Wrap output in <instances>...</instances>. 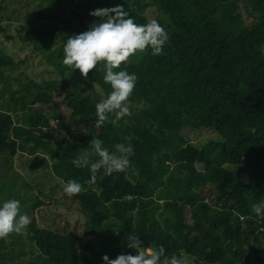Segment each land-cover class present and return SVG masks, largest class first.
<instances>
[{
    "label": "trees",
    "instance_id": "16d2710c",
    "mask_svg": "<svg viewBox=\"0 0 264 264\" xmlns=\"http://www.w3.org/2000/svg\"><path fill=\"white\" fill-rule=\"evenodd\" d=\"M116 6L138 24L156 19L169 40L163 54L153 56L149 48L114 69L137 76L131 115L95 128V105L111 92L103 65L85 79L62 63L63 48L99 20L90 12ZM38 17L16 26L17 34L59 78L26 76L16 88L8 79L23 62L0 47V156L39 154L50 162L63 196L85 215L89 237L40 227L38 201L24 212L31 224L23 239L29 253L37 252L32 264H104V255H136L129 236L162 245L168 257L183 251L194 264H264V217L251 211L264 200V0H40ZM8 26H0V34ZM55 97L63 98L68 122ZM49 104L55 117L45 112ZM16 124L32 130L27 141ZM73 133L78 137L68 140ZM94 136L110 151L131 136L133 154L127 171L101 172L90 185L89 168H76L72 160L91 152ZM68 180L84 190L68 196ZM129 194L135 199L122 202ZM0 245V264H20L2 259Z\"/></svg>",
    "mask_w": 264,
    "mask_h": 264
},
{
    "label": "clouds",
    "instance_id": "9594fccd",
    "mask_svg": "<svg viewBox=\"0 0 264 264\" xmlns=\"http://www.w3.org/2000/svg\"><path fill=\"white\" fill-rule=\"evenodd\" d=\"M90 15L99 20L91 24L87 31L67 39L63 48L62 63L79 70L85 79L98 64L103 65V79L110 85L111 92L95 105V128H100L105 123L116 126L122 118L131 115L129 100L137 76L114 69H119L130 57L149 48L153 56L163 54L169 35L156 19L145 24L136 23L122 6L97 9L90 12ZM110 114L114 115V118H110ZM131 140V136L126 137V143H117L114 150L110 151L104 147L101 139L94 136L89 146L91 152L84 151L72 160V164L76 168H89L91 178L86 183L90 185L96 183L97 175L101 172L103 176L125 172L130 167V156L133 154ZM92 155L98 159L91 160ZM83 190V185L76 180H68L63 188L68 196L78 195ZM134 199L135 197L129 194L122 198V202H131ZM251 211L256 216L264 217V200L252 204ZM30 224L29 215L21 214L19 200L7 199L0 206V239H6L11 234H24ZM128 247L134 249L137 254H121L115 259L104 255V264H190L187 254L183 251L180 255L173 254L168 257L162 245L142 247L138 236H129Z\"/></svg>",
    "mask_w": 264,
    "mask_h": 264
},
{
    "label": "rangeland",
    "instance_id": "374dc122",
    "mask_svg": "<svg viewBox=\"0 0 264 264\" xmlns=\"http://www.w3.org/2000/svg\"><path fill=\"white\" fill-rule=\"evenodd\" d=\"M40 0H0V26L9 25L5 33L0 34V47L6 53L11 55L15 60L23 62L18 68L10 74L9 83L19 88L17 79L25 81L28 76L38 82L58 79L59 77L53 72L50 65L44 60L43 56L33 51L32 45L24 43L18 36V25L34 23L38 21V9ZM44 6L47 3L43 4ZM244 17L248 22L252 18L245 13ZM7 36L12 37L10 40ZM87 92L100 95L96 86H88L83 83ZM58 101V110L62 119L68 122L69 111L63 98L55 97ZM40 100L48 103L47 95L40 97ZM144 107V104H134L131 106L132 112H137ZM45 112L50 116L57 114L51 104ZM15 129L19 138L27 141L32 130L24 127L22 124H16ZM78 134H71L68 140H74ZM206 137L202 134L199 139ZM82 154V153H81ZM80 154V155H81ZM91 159V156H90ZM50 162L43 160L42 155L18 154L14 158L0 156V206L7 199H17L21 204V214L26 209H31L36 202H41L35 210V217L42 228L52 230H61L63 232L81 233L83 239H88L85 232L86 217L80 211L78 206L68 197L63 196L62 190L57 186L51 171ZM236 169L241 171V166ZM147 215H141V223L145 225ZM114 223H110L113 227ZM24 234H11L6 239H0V243L5 245L1 250L4 257L2 259L10 263L32 264L37 261V252L29 253L30 248L23 239ZM142 247H149L148 242L141 241ZM23 244H25L23 246ZM1 247V245H0ZM25 250L26 255H21ZM1 259V258H0ZM190 264H194L190 260Z\"/></svg>",
    "mask_w": 264,
    "mask_h": 264
}]
</instances>
